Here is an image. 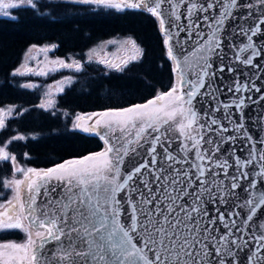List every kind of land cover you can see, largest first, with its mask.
Segmentation results:
<instances>
[{"label": "snow or ice", "instance_id": "snow-or-ice-1", "mask_svg": "<svg viewBox=\"0 0 264 264\" xmlns=\"http://www.w3.org/2000/svg\"><path fill=\"white\" fill-rule=\"evenodd\" d=\"M80 2L117 10L142 8L155 16L178 78L168 91L158 93L146 103L77 114L73 128L96 133L105 145L99 152L65 160L47 169L24 170L16 165L15 155L9 156L7 145L0 147V159L10 158L13 171L23 172L24 176V180L4 182V187H13L14 195L0 204V228H22L28 233L23 244H0V264H264V223L259 225V234L245 233L236 220L240 213L234 210L241 207L235 203L236 190L243 189L247 194L243 206L248 211L243 224L257 217L258 210L264 213V185L257 191L256 179L264 181V148L258 149L252 144L247 157L237 155L235 148L225 154L221 145L226 140L235 141L236 137H224L228 129L215 117L219 107L197 110L194 103L201 89H207L203 95L215 98L218 89L213 88V81L217 73L225 71L234 75L228 92L235 96L254 91L260 94L259 100L264 101V89L252 80L253 76L264 78L259 73L261 61L254 63V58L264 60V10L259 16L249 11L246 17H238L245 23L247 18L253 19L251 25H241L235 30L246 37L247 42L229 43L234 59L225 64V57L221 56L219 68H214L209 57L223 50L226 22L236 18L233 9H252V3L242 5L239 0ZM164 4L170 6V12L163 8ZM256 4L264 7V0H256ZM22 5L36 7L34 0H0V15L10 16L9 9ZM181 5L186 7V15L180 11ZM165 12L175 21L183 17L186 25L181 27L168 20L177 29L169 31L165 27ZM205 26L207 32L203 30ZM181 32L188 35L184 41L176 40L174 53L170 41ZM193 39L195 45L189 51L185 45ZM122 43L130 46L131 55L119 63L100 62L121 70L129 60L141 55L142 50L133 39ZM36 47L33 45L32 49ZM47 50L39 49L41 52ZM191 56L196 57L195 62L190 61ZM49 63L77 70L81 67L79 61L68 64L58 59ZM234 63L257 71L243 79L233 67ZM21 68L33 71L26 64ZM55 70V67L48 69ZM20 71L16 69L17 73ZM68 80L70 78H65V82ZM252 99L250 95H240L231 104H224L225 118L231 121L228 109L235 107L240 112L245 101ZM11 112V108H0V128L5 126V119ZM173 124L178 132L177 148L171 143L165 146L161 135H154L150 140L144 135L149 129L160 132L162 126L171 130ZM242 128V123H234V131L240 132ZM133 132L138 144L143 139L151 146L144 162L122 172L120 164L128 153L127 146L133 142L129 139ZM245 139L251 141L252 137L245 133ZM260 144L264 145V139ZM257 167L259 171H255ZM53 180L56 186L51 185ZM243 181L248 182L246 187ZM22 185H26L23 192ZM58 190L60 195L54 196ZM209 203L225 205V209L216 207L215 214H210ZM23 221H27V225ZM52 242H56V247L46 253V245Z\"/></svg>", "mask_w": 264, "mask_h": 264}, {"label": "trees", "instance_id": "trees-1", "mask_svg": "<svg viewBox=\"0 0 264 264\" xmlns=\"http://www.w3.org/2000/svg\"><path fill=\"white\" fill-rule=\"evenodd\" d=\"M12 12L0 15V107L16 108L0 128V145H7L6 151L16 156L21 169L47 167L100 149L99 137L73 128L77 114L141 101L173 83L157 21L143 9L41 0L38 8L19 6ZM114 37L135 40L141 55L121 70L83 59L87 48ZM31 45H54V54L72 55L80 62L75 81L58 93L54 112L38 105V87L23 86L21 77L13 73ZM17 136L23 139H13ZM11 162L0 159V202L10 194L4 182L12 173ZM21 232L8 229L0 232V238L18 239Z\"/></svg>", "mask_w": 264, "mask_h": 264}, {"label": "water", "instance_id": "water-1", "mask_svg": "<svg viewBox=\"0 0 264 264\" xmlns=\"http://www.w3.org/2000/svg\"><path fill=\"white\" fill-rule=\"evenodd\" d=\"M77 2H80V0ZM80 3H82V2H80ZM239 3L242 5L246 4V3H252L254 5V7L252 9H247L244 7H240L238 9H233V14H234V17H236V18L229 19L226 22L225 30L223 31V34H222L223 39H224V44L222 45L223 50L222 51L217 50L218 51L217 55H212L209 57V62L213 64L214 68H219V66L221 64V59H220L221 56L225 57V59H224L225 64H227L229 61L234 59L232 51L229 50V48H228L229 43L237 44V43H241V42H243V43L247 42L246 37L239 35L238 33H236L235 30L241 25H243L245 27H247V25H251L253 23V19L247 18V22L245 23L244 20L238 19V17H241V16L246 17L247 13L249 11H251L253 13V16H259L260 12L262 10H264V7L256 4V0H239ZM82 4H86V3H82ZM163 8L169 9V12H170V6L168 4H164ZM131 9H133V8H131ZM140 9H142V8H140ZM180 11L183 12L185 15L187 14L186 13V7L184 5L180 6ZM153 17L157 21L159 32L163 36V44H164V33L160 30L159 20L155 16H153ZM165 17L167 18L165 27L171 32H176L177 29L174 28L172 26V24L168 23V20H173L176 24L180 25L181 27H183L187 23V21L183 17L181 18V20L175 21V18L170 17L168 12H165ZM203 30L205 32L208 31L206 26L204 27ZM187 35H188L187 32H181L179 37L174 36L173 39L170 41V44L174 48V53H175L176 40L179 39L181 41H184L186 39ZM194 45H195V39H193L192 41H189L185 45V47L187 48V50L191 51V49ZM164 47L166 50V57L171 63V70H172V73L174 75V78H173V84H174L178 78L177 73L173 71L174 61L168 56V46H166L164 44ZM50 51H54V49L51 48ZM181 59H182V57H181ZM189 59H190V61L195 62L196 57L191 56V57H189ZM257 60L261 61L259 73L264 75V60H261V58H254V63ZM233 67L236 68L237 73H239L243 79H247L248 74H251V73H254L257 71V69H255L253 67L240 65L239 63H234ZM189 78H192V77H189ZM252 80L256 81L258 87H262V89H264V78H258L257 76H253ZM233 81H234V75L232 73H229L227 71H225L223 73H217V75L213 81V88L218 89V91H216V93H215V98H213V96L203 95L202 93L207 91V89H201V93L198 94V96L195 98L194 103H195V107L197 108V110H201V109L209 110V109L219 107V111L215 112V117L218 120H220L221 124L225 128L228 129L227 132L223 133L224 137L225 138H227L228 136L236 137L235 141L226 140L221 145L224 153L226 154L229 149L235 148V149H237V153H236L237 155H239L241 157H247V153L250 150L252 144H255L258 149L264 148V145L260 144V141L262 139H264V101L259 100L260 94L254 92V91L253 92H241V93H237L234 96L233 93H230L227 91L228 87H230L233 84ZM172 85L163 91H157L154 95H151V96H149L146 99L141 100V101H136V102H133L131 104H127V105L119 106V107H107V108H103V109L87 111V112L81 113V115L92 113V112H100V111H104V110L109 109V108H123V107H129L133 104L146 103L147 100L154 98L158 93L168 91L172 87ZM240 95H244V96L250 95L253 97V99L251 101L246 100L245 106L242 107V110L240 112H238L235 109V107L229 108L228 113L231 114V121H230L229 119L225 118L226 113H225V110L223 108V105L224 104H231L232 100L235 99L236 97L240 96ZM241 115H243L242 121L240 120ZM201 117L203 119V111H201ZM176 121L179 122V116H177ZM234 123H242L243 124V128L240 132L234 131ZM77 130L82 132V133H85V134L95 135V136L99 137L96 133L84 132L82 129H77ZM245 133H247V135L252 137L251 141H248L247 139H245ZM118 134L119 133L117 132V135ZM144 135L147 136V138L149 140L154 135H161L162 136V142L165 144V146H167L169 143H171L173 148H177L178 144H179V141L176 139V137L178 136V132L175 131V125L174 124L172 125L171 130H169V128L167 126H162L160 132H152V130L149 129V130H146ZM165 137H166V139H164ZM129 139H131L133 142H132V144L127 146L128 147V153H127V155L124 156L123 163L120 164V168H121L122 172L130 171L131 168L134 165H136L138 162H144V159L147 158V149L151 146L150 144L144 143L143 139H141L140 143L138 144L136 142L135 132L132 133V135L129 137ZM213 139H215V140H217V142H219L218 137L214 136ZM102 143H103L102 147L98 150L88 151V152L81 154L79 156H70V157L64 158L61 161L53 163L47 167L37 168V170L51 168V167H54L56 164L63 163L65 160L79 159L80 157L85 156V155H89L90 153L99 152V151L103 150L105 147L103 141H102ZM141 144L143 145V147L140 146ZM205 147H210V146L205 145ZM157 148L159 151H161V152L163 151L159 147V145L157 146ZM132 149H135V151H132ZM229 163L230 164L234 163V160L230 161ZM230 170L234 171V168L230 169ZM255 171H259V168L257 167L255 169ZM12 178H13V180H16V179L24 180V176H21V177H14L13 176ZM221 179H223V174H221ZM256 179L258 181L257 191H259L261 189V185H264V181H260L259 178H256ZM56 183L57 182L53 180L51 182V185L56 186ZM242 183L246 187L248 182L243 181ZM25 187H26V185L21 186L22 192L24 191ZM53 195L58 197L60 195V191L58 190ZM236 196L238 197V199L235 200V203L238 205H241V207H236L234 209L235 211L240 213V215L238 217H236L237 222L241 224L242 228H244L245 233L257 232V234H259V225L264 223V213H260L258 210L257 217H254V219L252 221H249L247 225L243 224V221L246 219V216L248 214L247 207L243 206L244 201L247 198V194L243 191V189H237L236 190ZM231 199H234V198L230 197V200ZM216 207H220L221 210L225 209V205H213V204L209 203L208 208H209L210 214H213V215L215 214V208ZM228 207L231 209L232 206L229 205ZM23 223L25 225H27V221H23ZM55 247H56V242H52L49 245H46L45 252L47 253V252H49V250L54 249ZM243 256H244V254L241 253V258H243Z\"/></svg>", "mask_w": 264, "mask_h": 264}, {"label": "rangeland", "instance_id": "rangeland-1", "mask_svg": "<svg viewBox=\"0 0 264 264\" xmlns=\"http://www.w3.org/2000/svg\"><path fill=\"white\" fill-rule=\"evenodd\" d=\"M40 2L41 0H34V3L36 5L35 8H38V4ZM22 6H27V5H22ZM8 11L10 12V16L13 15V12H12L13 9H9ZM128 38L129 37H114V38H109V39L100 41L96 43L95 45L86 49L83 55L84 56L83 59L87 60V62H91L96 65L109 68L107 64L101 63L100 61L108 60V61L119 63V61L123 59L125 56H129L132 54L130 46L122 43ZM109 41H113L114 43H108ZM32 46L33 45L28 47V49L26 50L23 56L21 63L13 70V73L16 76L21 77L23 86L38 87L41 91V96H40L38 105L45 110L54 112L57 110V106H56L57 95L58 93L61 92V91H58L57 89L58 88L64 89L66 86H68L73 81H75V78H76L75 72L77 71V69L74 67H71V68L57 67L55 65L50 64L49 62L56 61L59 59V60H64L65 63L71 64L75 59L72 55H69L68 57H63V56L61 57V56L54 54V51H50V49L53 48L52 46L36 45L37 47L35 49H32ZM138 47L140 48L139 45ZM42 48H47L48 49L47 52L39 51V49H42ZM29 49H32V51L29 52ZM25 64L27 65L28 68H32L33 71L27 72L23 68H21V66ZM54 67L56 68L55 71H48V69L54 68ZM18 68L21 69L20 73L16 72V69ZM40 71H43L45 74L37 75L36 73ZM65 78H70V80L65 82ZM57 82H61V83L58 84ZM28 85H31V86H28ZM49 101H51V103H49ZM0 108H3L5 110L11 108L12 109L11 114H12L14 113L16 107L15 105H7V106H3ZM75 118L73 122L75 121ZM4 146H5L4 144L0 145V147H4ZM9 156H11V154H9ZM16 165L20 168L17 162H16ZM13 176L21 177L23 176V172H19V171L14 172L12 170V173L8 177H6L5 181L6 180L12 181ZM9 188H10L9 197L5 199L4 201H1L0 204L5 203L9 199H12V196L14 195L13 187L10 186ZM5 229L6 228H0V232L5 231ZM8 229H18L19 230V228H7V230ZM12 241L13 240L9 238H0V244L11 243ZM16 241H19V240H16Z\"/></svg>", "mask_w": 264, "mask_h": 264}, {"label": "flooded vegetation", "instance_id": "flooded-vegetation-1", "mask_svg": "<svg viewBox=\"0 0 264 264\" xmlns=\"http://www.w3.org/2000/svg\"><path fill=\"white\" fill-rule=\"evenodd\" d=\"M47 1H48V0H47ZM68 1L73 2V3H78L77 0H68ZM12 197H13V196H12ZM5 230H7V228H6ZM19 230L22 231V232H21V237H20V239L9 238V239H12V240H13L11 243L23 244V243L26 242V240H27V236H28V233L25 232L24 230L20 229V228H19ZM15 239H16V240H19V241H16Z\"/></svg>", "mask_w": 264, "mask_h": 264}, {"label": "bare ground", "instance_id": "bare-ground-1", "mask_svg": "<svg viewBox=\"0 0 264 264\" xmlns=\"http://www.w3.org/2000/svg\"><path fill=\"white\" fill-rule=\"evenodd\" d=\"M33 235H34V232H33Z\"/></svg>", "mask_w": 264, "mask_h": 264}]
</instances>
